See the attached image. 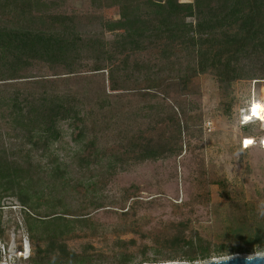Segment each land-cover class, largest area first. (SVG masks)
Segmentation results:
<instances>
[{
	"label": "trees",
	"instance_id": "16d2710c",
	"mask_svg": "<svg viewBox=\"0 0 264 264\" xmlns=\"http://www.w3.org/2000/svg\"><path fill=\"white\" fill-rule=\"evenodd\" d=\"M65 1L0 0V241L11 200L33 247L28 264H196L264 254L259 202L234 196L215 177L200 179L205 198L217 186L235 208L215 244L179 231L112 263L67 245L98 231L89 209L115 208L102 195L118 173L180 157L187 137L201 139V76L216 82L221 115L258 139L249 132L260 120L240 124L251 101L237 85L254 86L259 100L264 0H102L103 9H117L112 19L68 14ZM138 191L124 192V217Z\"/></svg>",
	"mask_w": 264,
	"mask_h": 264
},
{
	"label": "rangeland",
	"instance_id": "374dc122",
	"mask_svg": "<svg viewBox=\"0 0 264 264\" xmlns=\"http://www.w3.org/2000/svg\"><path fill=\"white\" fill-rule=\"evenodd\" d=\"M65 2L60 9L68 14L104 15L112 19L118 12L117 9H103L102 0ZM198 84L201 96L196 101L204 120L201 139L187 137L180 157L157 163L148 162L128 172L118 173L102 195L105 207L111 206L110 202L113 201L115 203L112 206L115 208L90 207L89 214L98 223V231L93 235L68 241L69 250L77 254L88 252L102 255L112 263L114 255L128 251L140 256L145 246L154 247L150 241L156 237L179 231L186 235L198 232L215 244L220 227L225 226L224 221L228 224L235 208L221 197V188L217 186L210 188L207 200V191L199 186L201 178H225L227 188L234 196H245L246 202H259L256 208H259L258 212H263L264 137L261 138V145L256 144L253 138H248L237 121L221 115L220 92L210 76H201ZM237 90L246 103L256 101L254 86L250 87L247 82H243L237 85ZM256 102H264V83L261 84L260 97ZM248 109L249 107L239 112L240 124H243L241 114L245 121L246 114L250 112ZM253 121L254 119L248 120ZM259 122L249 132L258 139L264 132V121ZM67 141L70 142V139ZM243 144L247 148L245 151ZM132 186H136L139 191L126 206L127 210L130 206L134 210H130L129 215L124 217L121 200L124 192ZM5 205V237L0 241V264H28L23 256L27 252L32 256L33 247L24 226L21 208L11 200L6 201ZM118 239L130 244L120 246L117 244ZM24 246H27L26 252ZM149 254L152 255V251Z\"/></svg>",
	"mask_w": 264,
	"mask_h": 264
},
{
	"label": "water",
	"instance_id": "95a60500",
	"mask_svg": "<svg viewBox=\"0 0 264 264\" xmlns=\"http://www.w3.org/2000/svg\"><path fill=\"white\" fill-rule=\"evenodd\" d=\"M252 255H235L223 259L211 260L207 263L196 264H248V259H251ZM256 259H251V264H264V254L255 255ZM167 264H187V263H167Z\"/></svg>",
	"mask_w": 264,
	"mask_h": 264
},
{
	"label": "bare ground",
	"instance_id": "6f19581e",
	"mask_svg": "<svg viewBox=\"0 0 264 264\" xmlns=\"http://www.w3.org/2000/svg\"><path fill=\"white\" fill-rule=\"evenodd\" d=\"M253 104V103H252ZM251 104V105H252ZM250 109V112H249ZM248 109V114H246V119L250 120V118H256V119H261V121H264V103L259 104V103H254L251 108L249 107ZM244 121V120H243ZM246 121V120H245ZM244 121V122H245ZM256 121V120H255Z\"/></svg>",
	"mask_w": 264,
	"mask_h": 264
},
{
	"label": "built area",
	"instance_id": "2783aa9c",
	"mask_svg": "<svg viewBox=\"0 0 264 264\" xmlns=\"http://www.w3.org/2000/svg\"><path fill=\"white\" fill-rule=\"evenodd\" d=\"M253 102H255V101H253ZM251 104H252V103H251ZM242 111H243V109L240 110V113H241ZM241 118H242L241 121H242L243 124L248 122V119H246L245 122L243 121V118H244V117L242 116V114H241ZM250 119L252 120V119H256V118H253V117H252V118H250ZM260 120H261V119H260ZM243 140H244V139H243ZM254 140H255V143H256V144L259 143V145H261V142H260V141H261V138L258 139V140H257V139H254ZM244 141H245V140H244ZM261 147H262V146H261ZM243 149H244V150L247 149V148H245V145H244V144H243ZM262 149H264V148L262 147ZM26 247H27V246H24V248H25L24 251H25V252H26ZM19 253H20L21 255H23V252H22V251H20ZM29 256H30V253L27 252V253L24 254L23 257H24V259H27V258H29Z\"/></svg>",
	"mask_w": 264,
	"mask_h": 264
},
{
	"label": "clouds",
	"instance_id": "9594fccd",
	"mask_svg": "<svg viewBox=\"0 0 264 264\" xmlns=\"http://www.w3.org/2000/svg\"><path fill=\"white\" fill-rule=\"evenodd\" d=\"M259 120V119H258ZM251 259H256L255 254L251 256ZM251 259H248V264H251Z\"/></svg>",
	"mask_w": 264,
	"mask_h": 264
}]
</instances>
